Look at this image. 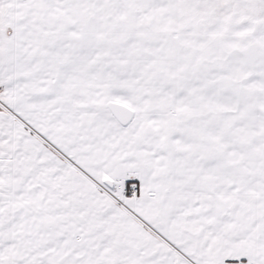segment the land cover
Masks as SVG:
<instances>
[{"label": "snow or ice", "instance_id": "1", "mask_svg": "<svg viewBox=\"0 0 264 264\" xmlns=\"http://www.w3.org/2000/svg\"><path fill=\"white\" fill-rule=\"evenodd\" d=\"M0 264H264V0H0Z\"/></svg>", "mask_w": 264, "mask_h": 264}]
</instances>
